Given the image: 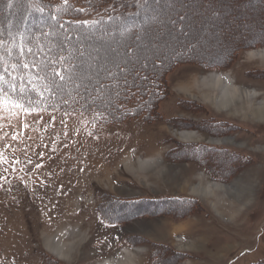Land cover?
<instances>
[{
    "label": "rangeland",
    "instance_id": "obj_1",
    "mask_svg": "<svg viewBox=\"0 0 264 264\" xmlns=\"http://www.w3.org/2000/svg\"><path fill=\"white\" fill-rule=\"evenodd\" d=\"M147 8L146 19L165 23L140 38L93 41L66 83L110 102L143 61L195 55L201 63L169 60L165 96L146 117L104 125L81 113L0 108V264H100L122 254L131 264H264V114L253 111L264 108V58L251 53L264 49V0ZM54 33L67 44L68 31ZM43 38L48 51L54 41ZM222 76L240 92L225 96ZM0 78L3 96L15 86Z\"/></svg>",
    "mask_w": 264,
    "mask_h": 264
},
{
    "label": "trees",
    "instance_id": "obj_2",
    "mask_svg": "<svg viewBox=\"0 0 264 264\" xmlns=\"http://www.w3.org/2000/svg\"><path fill=\"white\" fill-rule=\"evenodd\" d=\"M152 3L154 0H0V74L15 86L11 90L4 85L3 91L27 110L81 113L89 116L92 124L146 117L150 114L148 105L165 96L164 74L170 69L169 60L173 67L184 58L201 63L195 55L186 52L179 60V55L171 58L163 53L150 66L157 69V74L146 72L150 67L143 61L134 76L120 82L122 85L114 90L110 102L104 101L101 94L71 89L66 83L67 74L77 69L76 59L93 41L109 42L116 36L140 38L156 23H161L146 19L147 7ZM11 10L15 12L9 16ZM8 18L15 22L6 23ZM54 30L68 31L67 44L62 43ZM43 37L54 41L48 51ZM75 43L78 51L71 48ZM139 46V39L128 45L125 55L128 61L120 67L121 73L129 71L127 64Z\"/></svg>",
    "mask_w": 264,
    "mask_h": 264
},
{
    "label": "bare ground",
    "instance_id": "obj_3",
    "mask_svg": "<svg viewBox=\"0 0 264 264\" xmlns=\"http://www.w3.org/2000/svg\"><path fill=\"white\" fill-rule=\"evenodd\" d=\"M17 3V2H16ZM10 15V14H9ZM256 52H254V51H252L251 53L254 55V56H256V57H261V58H264V49L263 50H255ZM218 76V75H217ZM218 78H220V77H218ZM222 78H224L225 80H226V82H227V87L228 88H226L225 89V96L227 95V94H233V95H235V94H237L238 92H240L239 91V89L235 86V85H233L231 82L229 83V79L228 78H226L225 76L223 77L222 76ZM221 79V78H220ZM205 80V79H204ZM213 80V79H212ZM226 87V86H225ZM255 94H256V92H253V93H247L246 92V100H251V99H253V97H255ZM230 97V96H229ZM221 98H222V96H221ZM221 100V99H220ZM226 98H224V100H221V103H228L230 100H227ZM241 100H242V98H241ZM223 104V105H224ZM229 104V103H228ZM262 106V105H261ZM255 109V108H254ZM262 109V110H261ZM264 108L263 107H258L257 109H255V110H253L256 114H258V115H260V113H261V115L262 114H264V110H263ZM222 133L219 131V130H217V131H214L213 132V135L215 136V135H221ZM220 137H222V136H220ZM222 138H224V137H222ZM222 138H220V139H222ZM219 140V139H218ZM217 187V186H216ZM212 190V189H211ZM48 245V244H47ZM58 245H51L50 247L53 249V251H55L58 255H59V257H61V256H63V251L61 250L62 248L61 247H57ZM49 247V246H48ZM100 264H131V259H129V256L126 254H122L121 255V257H120V259L118 260V259H108V260H105L103 263H100Z\"/></svg>",
    "mask_w": 264,
    "mask_h": 264
},
{
    "label": "snow or ice",
    "instance_id": "obj_4",
    "mask_svg": "<svg viewBox=\"0 0 264 264\" xmlns=\"http://www.w3.org/2000/svg\"><path fill=\"white\" fill-rule=\"evenodd\" d=\"M2 79V78H0ZM11 103L14 107H21V105L15 101L10 100L8 98L7 94H4L3 96H0V108L4 107L5 105Z\"/></svg>",
    "mask_w": 264,
    "mask_h": 264
}]
</instances>
